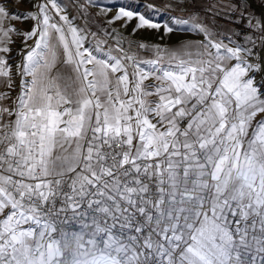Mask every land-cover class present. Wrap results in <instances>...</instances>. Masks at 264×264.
I'll use <instances>...</instances> for the list:
<instances>
[{
	"label": "snow or ice",
	"instance_id": "6c2138e0",
	"mask_svg": "<svg viewBox=\"0 0 264 264\" xmlns=\"http://www.w3.org/2000/svg\"><path fill=\"white\" fill-rule=\"evenodd\" d=\"M10 3L0 54L13 35L24 49L15 96L0 55V264H264V17L247 0L187 18L192 0H169L172 25L120 8L107 24L203 39L162 48L113 29L112 46L57 0L26 15ZM209 13L245 31H217Z\"/></svg>",
	"mask_w": 264,
	"mask_h": 264
},
{
	"label": "rangeland",
	"instance_id": "374dc122",
	"mask_svg": "<svg viewBox=\"0 0 264 264\" xmlns=\"http://www.w3.org/2000/svg\"><path fill=\"white\" fill-rule=\"evenodd\" d=\"M215 2H219L214 0ZM254 1V0H253ZM37 2H42V0H11L10 9L13 13H22L27 14L29 11H35L33 5ZM57 2L64 8L65 13L69 16V19L75 17L73 21L74 24L78 27L84 28L87 26L91 32H97L98 35L107 40L108 45L115 46L116 41L113 37L117 36V31L122 33L123 36L128 39L144 42L149 45H160L163 47H175L180 42L185 40H202L203 35L198 34L195 31H173L172 33H165L164 29L161 28L159 30L156 29H140L136 33L132 32V29L136 26L137 21L133 19L131 22L127 24V27H121L124 23L123 20L117 21L112 25L107 24V20L111 19L112 16L116 15L120 8H125L126 10H133L134 12H140L150 17L154 22H160L161 24L168 22L170 25L173 24L172 17L180 16L181 13L177 8L165 9V5L169 3V0H92L91 4H86L85 0H83L80 4H85L86 11H82L79 8L78 0H57ZM233 2H239V0H233ZM248 2V1H247ZM209 3H213L211 0H192V3L186 9L184 13V18L190 13H194L200 17H202L201 11L205 9V6ZM152 4L155 6L154 9H149L146 6ZM254 6L259 9L260 13L264 11V0L254 1ZM103 9L107 10V15H98L101 13ZM50 15L55 16L54 11L50 12ZM56 21H59V17L55 16ZM11 24L15 25L21 32L24 30H29L34 21L30 19L24 20H11ZM206 23L210 25H217V31H223L225 28H232L236 30V26L234 24H226L224 20H207ZM99 25V27H98ZM185 27L180 25L179 28L183 29ZM101 28L107 30L111 35H105ZM116 29L117 31H113ZM14 44L10 45L12 51L10 54H0V55H10L11 59L9 63L12 64L13 67V76L16 84V90L19 92V84L20 77L15 74L16 64L22 58V50L24 49V43L22 42V37L13 35ZM220 37H215V39H219ZM233 39H236L234 36ZM89 42L92 45H95V40L89 36ZM123 44V47L127 50L128 45L127 42ZM29 45H34V39L27 41ZM224 43H228L227 39H224ZM134 51H139L140 56L143 59H154L155 54L151 50L142 51V49H133ZM113 54L119 55L118 52H114ZM163 64L168 63V57L164 56L162 60ZM132 69L129 68V72ZM2 90V89H0ZM15 90V91H16ZM260 117H257L259 119Z\"/></svg>",
	"mask_w": 264,
	"mask_h": 264
},
{
	"label": "trees",
	"instance_id": "16d2710c",
	"mask_svg": "<svg viewBox=\"0 0 264 264\" xmlns=\"http://www.w3.org/2000/svg\"><path fill=\"white\" fill-rule=\"evenodd\" d=\"M211 1L213 3H217V4H227L229 2V0H217L219 2H215L214 0H211ZM257 1L259 2L260 0H257ZM82 2H83V0H78V4H80ZM247 11L250 12V13H252L253 15H255L257 17H261L260 12L256 8L252 7L248 2H247ZM237 15H239V13H237ZM234 24L236 26L240 25V23H234ZM142 51H145V50L142 49Z\"/></svg>",
	"mask_w": 264,
	"mask_h": 264
},
{
	"label": "built area",
	"instance_id": "2783aa9c",
	"mask_svg": "<svg viewBox=\"0 0 264 264\" xmlns=\"http://www.w3.org/2000/svg\"><path fill=\"white\" fill-rule=\"evenodd\" d=\"M201 13H202V17H205V9L204 10H202L201 11ZM224 20L225 21V18H216L215 20ZM233 19H236V17H233ZM207 20H213V17H212V15L209 13V14H207V16H206V19H205V22L207 21ZM235 25V24H234ZM236 26V25H235ZM236 30H237V32H244L245 31V27H244V23H240V25H238V26H236ZM214 39H215V37H213ZM241 40H242V37H239ZM236 39H237V37H236ZM18 93V90H16V91H14L13 93H12V95L13 96H15L16 94Z\"/></svg>",
	"mask_w": 264,
	"mask_h": 264
},
{
	"label": "crops",
	"instance_id": "0c3cea01",
	"mask_svg": "<svg viewBox=\"0 0 264 264\" xmlns=\"http://www.w3.org/2000/svg\"><path fill=\"white\" fill-rule=\"evenodd\" d=\"M249 3V2H248ZM250 4V3H249ZM251 5V4H250ZM252 6V5H251ZM252 7H254V6H252ZM254 8H256V7H254ZM258 11H259V9L258 8H256ZM260 12V11H259ZM261 17H264V11H262L261 13Z\"/></svg>",
	"mask_w": 264,
	"mask_h": 264
},
{
	"label": "water",
	"instance_id": "95a60500",
	"mask_svg": "<svg viewBox=\"0 0 264 264\" xmlns=\"http://www.w3.org/2000/svg\"><path fill=\"white\" fill-rule=\"evenodd\" d=\"M252 6H254V1L253 0H247ZM255 7V6H254Z\"/></svg>",
	"mask_w": 264,
	"mask_h": 264
}]
</instances>
